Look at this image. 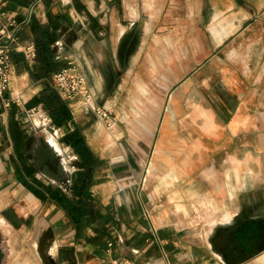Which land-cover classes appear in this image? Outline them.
<instances>
[{
  "label": "crops",
  "instance_id": "0c3cea01",
  "mask_svg": "<svg viewBox=\"0 0 264 264\" xmlns=\"http://www.w3.org/2000/svg\"><path fill=\"white\" fill-rule=\"evenodd\" d=\"M0 5L8 26L12 19L25 24L31 5L30 16L47 21L42 0H0ZM78 5L80 10L69 6L53 11L70 24L80 22L69 45L65 33L56 42L67 65L75 64L91 31L99 48L108 32L116 48L125 36L130 42L131 33H139L127 56H118L117 50L113 55V70L121 77L111 100L102 102L115 119L111 134L104 129L95 137L85 129L82 133L93 153L111 163L143 160L154 145L151 159L159 165V190L166 200L155 205L147 197L143 172L135 183L112 179L106 184L105 178L115 174L100 166L90 190L108 236L100 245L77 239L64 211L42 202L17 179L8 133L10 108L0 110V264H50L41 255L52 264H112L122 258L135 264H264V73L252 68L264 63V0H81ZM162 17L182 25L176 31L197 33L171 43L181 49L175 55L151 53L167 45L159 34L165 30ZM18 40L31 42L30 37ZM184 47L194 50L185 55ZM184 63L199 66L187 76L182 66L162 71L161 65ZM152 65L159 80L155 108L150 100ZM15 78L25 86L16 92L10 87L9 94L19 98L15 118L22 123L28 107L43 124H52L42 105L33 101L42 83L31 81L26 71ZM134 89L139 94L132 97ZM69 107L77 124L80 106L74 100ZM51 126L54 134L45 143L53 152L49 160H57V173H49L47 183L58 185L66 162L54 156L61 153L49 138L57 142L55 136L63 130ZM65 150L77 158L70 147ZM164 177L172 180L170 187L163 188ZM204 197L211 204L202 216L172 211L175 206L190 209L192 200ZM173 202L177 205L171 206ZM200 223L203 227L179 226Z\"/></svg>",
  "mask_w": 264,
  "mask_h": 264
},
{
  "label": "trees",
  "instance_id": "16d2710c",
  "mask_svg": "<svg viewBox=\"0 0 264 264\" xmlns=\"http://www.w3.org/2000/svg\"><path fill=\"white\" fill-rule=\"evenodd\" d=\"M42 1L47 21L40 22L31 15L29 21L17 32L20 40L30 37L34 45L35 57L32 63L27 62L23 54L16 51L11 54V60L16 73L26 71L31 81L42 83V89L33 101L42 105L52 125L63 130L60 141L70 147L77 157L75 162L77 170L70 178L59 174L58 185L38 178L36 175L39 172V163L57 166V160L50 161L48 156L39 153V149L35 147V137L15 118L18 109L12 105L8 133L14 151L16 176L19 182L42 202L49 201L64 211L76 231L77 239H82L87 244L100 245L108 236V230L103 217L95 209L90 189L95 172L103 164V160L93 153L81 129L73 121L69 102L61 99L52 84V76L67 65L58 54L56 42L65 33V45H69L76 37L75 30L64 14L53 13L49 6L52 0ZM76 5L80 10L81 6L78 3ZM69 179L70 183L67 185L66 181Z\"/></svg>",
  "mask_w": 264,
  "mask_h": 264
},
{
  "label": "rangeland",
  "instance_id": "374dc122",
  "mask_svg": "<svg viewBox=\"0 0 264 264\" xmlns=\"http://www.w3.org/2000/svg\"><path fill=\"white\" fill-rule=\"evenodd\" d=\"M80 1L81 0H70L69 4H65L66 2L64 3L62 0H52L49 6L52 11H57L59 9L60 10L67 9L69 8V6L76 7L77 6L76 4L80 3ZM85 1H93V3H96V0H85ZM165 18L166 17L163 18V23L165 24L163 25V27H165V30H162V32H160L159 34L161 38L162 37L165 38L163 39V43L165 42L167 43V45L165 44V47H162V48L160 47L152 48L151 53L158 54L159 51H161L162 53H166L167 55H175L176 51L179 52L181 49L170 47L171 43L180 42L179 41L180 38L183 39L185 38V36L191 37V35H196L197 33L181 32L180 30L176 31L175 29L178 27L180 28V26L182 25L171 24L169 21L164 20ZM78 21L79 20H77L76 22L73 21V24H72L73 29L78 30V26L80 23ZM91 25H93V21L89 18V29ZM136 27H137V24H136ZM75 36H76V33H75ZM105 36H106V41L104 42L103 47L99 48L98 47L99 43H97L95 40L94 31L89 32L87 35V41L85 42L84 46L81 47L77 52V55H80V56H78L75 64H72V66L75 67V69H77V71H79L81 75H83L85 80L87 81V84L92 92V104L94 105V107L95 108L99 107L101 112H103L104 110L108 111V119H106L105 117H102L101 114L98 115V113L95 110H92L91 108L86 107L82 99H75L77 104L80 106L78 108L80 109L79 114L76 116V121H77L76 125L79 126L80 129H82L81 130L82 132H83V129H85L86 132H88V134H91V136H94V137L99 136L100 129H104L106 133L111 134L110 130L112 128H108L107 125L108 123L115 122V119H113L114 116L112 115L110 110L104 108L102 105L103 104L102 102L111 100L112 88L116 84L119 77H121V74L117 75L115 71L113 70L115 66V62L113 59L115 50H117L116 52L118 56H121V57L127 56L129 52L133 49L134 41L138 39L139 33L137 31L132 32L131 35L129 36L130 37L129 39L130 40L132 39L130 42L128 40V37L125 36V38L121 40L117 48L113 45V42L111 40V32L106 33ZM182 50H183V53L186 55L187 51H192L194 49L191 50V48L184 47ZM161 66H162V71L165 69L168 72H170L171 69H175L177 67L179 68L182 66L183 67L182 73L184 74V76H187L188 74H191L193 71H195L199 65L194 64V63H184L183 65L167 64V65H161ZM252 68H253V72L257 71V72L264 73V63L259 64V65H252ZM178 71L180 70L178 69ZM152 72H153V77L151 81L152 85L150 87V90H151L150 100H151V107L155 108L156 107L155 99L156 97L158 98L160 96H158L159 95V90H158L159 80L155 79L156 76L154 73H156V69L154 68V65H152ZM10 87H11L12 92L14 91L16 92V91H19L21 88H24L25 86L21 84L19 79L14 78ZM138 94H139L138 90L134 89L132 92V97L138 96ZM29 95H31V92L27 91V95H25V97H29ZM31 110L32 109H28V107L23 108V111H22L23 127L30 133V135L35 137L36 139L35 147L39 149V153L44 154L45 156H48L49 153H53V152L52 150L48 148L45 141L47 140L50 134H54V131L49 129V127H52L51 126L52 124H49V125L43 124L42 119L41 118L39 119L37 115V111H31ZM62 136H63L62 131H59L57 134V137L55 136V139L57 140L58 143L52 137L49 138V141H51L52 139L56 142L58 149H56L55 147L54 148L56 149V151L61 153V155L57 156V154H54V156L58 158V161L59 160L61 161L62 158H65L66 170L65 172H62V173L64 176L70 178V176H72V174L77 170L75 167L76 159L72 157L71 150H65L66 149L65 144L61 143L60 141ZM137 146H141L142 149H144L145 147V145H137ZM153 148H154V145H152V149L148 148L147 154L143 160H140V159L127 160L126 159V160H121L119 162H114V163L103 160V164L101 165L102 168L105 171H108L110 174L112 172L115 174L114 178H111V177L109 179L105 178V183L106 184L111 183L112 179L116 182L119 180L120 183H123V182L135 183V182H138L141 172H143L144 174L143 178L147 176L149 177L150 175L149 178L147 177V181H146V184H148L147 186L148 188L146 191L147 197H149V199L151 200H154L155 205H159L161 201L164 202L166 200V196H165L166 193L165 192L161 193L159 190V185L161 181L159 165L158 164L155 165L151 159L152 151H154ZM38 166H39L38 167L39 168L38 177L40 179H44V181L46 182H48L47 178H49V173H54V174L57 173L56 165H50V164L45 165L44 163H39ZM119 169H120L119 173L120 174L125 173V175L118 176L117 173ZM123 170H125L126 172H123ZM127 170H131L130 175H127ZM66 183L68 185L70 183V179L67 180ZM162 184H163V188H165L166 185L170 187L172 184V180L170 178L164 177L162 180ZM171 194L172 193H167L168 199L169 200L172 199L173 201H175L170 196ZM174 204L177 205V203L175 202H173V204H170V205L172 206ZM189 204L192 205L190 209L183 208L182 206H175L173 207L172 211L173 212L178 211V213H184L185 215L189 214V216H202L204 213L206 214V212L210 210V207L207 208L206 205L211 204V202L209 201L207 197H204V198H200L199 200H192ZM215 211H218V208L217 210L215 209ZM203 225L204 224L200 223V224H183V225L180 224L179 226L181 227L184 226L187 229L189 227H203ZM1 256L2 255L0 253V259H1ZM41 257L44 262L52 264V261L50 262L48 257L46 256L43 257L42 255Z\"/></svg>",
  "mask_w": 264,
  "mask_h": 264
},
{
  "label": "built area",
  "instance_id": "2783aa9c",
  "mask_svg": "<svg viewBox=\"0 0 264 264\" xmlns=\"http://www.w3.org/2000/svg\"><path fill=\"white\" fill-rule=\"evenodd\" d=\"M33 6L31 5L29 8L28 19ZM3 15L0 7V110L5 111L19 102L17 96L9 94L11 83L16 76L11 54L14 51L20 52L27 62L32 63L35 57V49L32 42L22 44L17 38L16 31L23 23H16L12 19L8 26L2 21ZM28 19L24 23H27ZM52 84L64 101L72 102L75 99H82L86 107L95 110L98 115L101 114L102 117L108 119L107 110L101 112L99 107L95 108L92 104V92L87 81L71 63L52 76ZM113 124L108 123V128H112ZM107 246L110 248L112 243L108 242ZM112 264H135V262L129 258H122L113 260Z\"/></svg>",
  "mask_w": 264,
  "mask_h": 264
},
{
  "label": "bare ground",
  "instance_id": "6f19581e",
  "mask_svg": "<svg viewBox=\"0 0 264 264\" xmlns=\"http://www.w3.org/2000/svg\"><path fill=\"white\" fill-rule=\"evenodd\" d=\"M50 143L53 145V147L58 149V146H57V144H56V142L54 140L51 139Z\"/></svg>",
  "mask_w": 264,
  "mask_h": 264
}]
</instances>
